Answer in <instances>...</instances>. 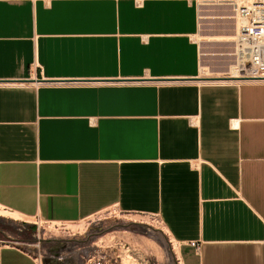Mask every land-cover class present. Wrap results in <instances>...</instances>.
<instances>
[{"label": "crops", "instance_id": "1", "mask_svg": "<svg viewBox=\"0 0 264 264\" xmlns=\"http://www.w3.org/2000/svg\"><path fill=\"white\" fill-rule=\"evenodd\" d=\"M200 26L198 0H0V210L157 217L178 264H264V82L201 78Z\"/></svg>", "mask_w": 264, "mask_h": 264}, {"label": "rangeland", "instance_id": "2", "mask_svg": "<svg viewBox=\"0 0 264 264\" xmlns=\"http://www.w3.org/2000/svg\"><path fill=\"white\" fill-rule=\"evenodd\" d=\"M223 1L198 0L201 26L196 41L208 49V53L217 47L232 53L233 39L218 43V38L207 35L233 30L232 19H212L225 16L223 13L232 16L231 8ZM235 1L237 4L242 3ZM236 18L238 31L242 22L239 23V16ZM204 59L208 66L203 73L200 72L201 78L205 81L229 78L228 71H224L229 57L217 55ZM230 60L233 61V58ZM31 222H37L32 224L35 227L33 232L29 224L0 215L4 243L7 241V245L21 248L37 262L41 260L42 264L46 261L59 264H178L180 257L175 255L176 250L179 253V245L167 234L157 217L130 215L108 209L74 223H44L33 219Z\"/></svg>", "mask_w": 264, "mask_h": 264}, {"label": "built area", "instance_id": "3", "mask_svg": "<svg viewBox=\"0 0 264 264\" xmlns=\"http://www.w3.org/2000/svg\"><path fill=\"white\" fill-rule=\"evenodd\" d=\"M224 0L241 26L233 39L234 68L241 82H264V0ZM22 250L21 248H18Z\"/></svg>", "mask_w": 264, "mask_h": 264}, {"label": "bare ground", "instance_id": "4", "mask_svg": "<svg viewBox=\"0 0 264 264\" xmlns=\"http://www.w3.org/2000/svg\"><path fill=\"white\" fill-rule=\"evenodd\" d=\"M214 15V14H213ZM215 15H218V14H215ZM223 15L225 16H218V19H227V20H233V27L234 29L232 30H229L230 32H224L222 34H207L209 37H214L215 39L218 38L219 40L217 41H221V42H229L231 41L230 39H234V36H235V33H236V29H237V23L238 22V19L236 17H233V13H232V16H230V14L228 15V13H223ZM216 17V16H215ZM210 18V17H209ZM203 19V18H202ZM214 19V18H213ZM217 19V18H216ZM205 20V19H204ZM244 20H242L240 18V22H243ZM205 24V23H204ZM206 36V35H205ZM221 39H226V40H221ZM233 41V40H232ZM210 52L208 53L207 50L205 48H203V46L201 45V50H200V72H204V69H207V66L208 64L206 63V60L204 59V57H207V56H225V57H229V62L227 63L226 67H225V70L224 71H228V73L230 74L229 78H238V72L236 71V69L234 68V59L233 61L230 60V58L232 57L233 58V54L230 52V51H226V50H209ZM213 52V54H211ZM204 62V63H203ZM207 77V76H206ZM227 78V77H226ZM219 79V78H218ZM223 79V78H222ZM222 82V81H221ZM1 211V210H0ZM0 215H4V216H8V217H11V218H18L19 216L18 215H15V214H11V213H8V212H0ZM82 228V227H81ZM175 249V248H174ZM173 249V250H174ZM177 251V250H176ZM175 255H176V252H175ZM179 263V261H178Z\"/></svg>", "mask_w": 264, "mask_h": 264}]
</instances>
